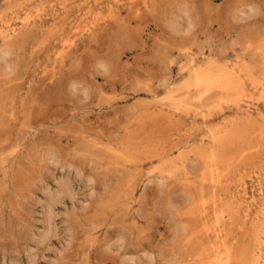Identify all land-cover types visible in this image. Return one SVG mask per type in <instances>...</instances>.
Returning a JSON list of instances; mask_svg holds the SVG:
<instances>
[{
    "label": "rangeland",
    "instance_id": "1",
    "mask_svg": "<svg viewBox=\"0 0 264 264\" xmlns=\"http://www.w3.org/2000/svg\"><path fill=\"white\" fill-rule=\"evenodd\" d=\"M0 264H264V0H0Z\"/></svg>",
    "mask_w": 264,
    "mask_h": 264
},
{
    "label": "bare ground",
    "instance_id": "2",
    "mask_svg": "<svg viewBox=\"0 0 264 264\" xmlns=\"http://www.w3.org/2000/svg\"><path fill=\"white\" fill-rule=\"evenodd\" d=\"M241 15H242V14H241ZM2 55H3V54H1V56H2ZM5 66H6V65H5ZM51 207H52V204L49 205V207H48V208H49V213H48V219H49V220H51V217H52V214H51V213H52V208H51Z\"/></svg>",
    "mask_w": 264,
    "mask_h": 264
}]
</instances>
